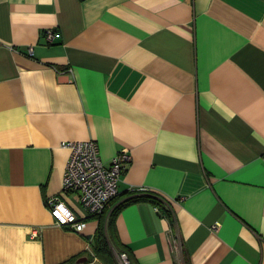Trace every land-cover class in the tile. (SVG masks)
I'll return each mask as SVG.
<instances>
[{"label":"crops","instance_id":"obj_1","mask_svg":"<svg viewBox=\"0 0 264 264\" xmlns=\"http://www.w3.org/2000/svg\"><path fill=\"white\" fill-rule=\"evenodd\" d=\"M88 139L162 202L116 216L135 264H264V0H0V264L93 255L47 206Z\"/></svg>","mask_w":264,"mask_h":264},{"label":"built area","instance_id":"obj_2","mask_svg":"<svg viewBox=\"0 0 264 264\" xmlns=\"http://www.w3.org/2000/svg\"><path fill=\"white\" fill-rule=\"evenodd\" d=\"M57 35L53 30L46 31V37L50 41ZM30 54H33V49ZM64 146L70 149V155L63 177L62 193L49 197L47 206L59 225L82 232L87 227L85 216H79L66 203L63 195L74 192L88 215L102 214L108 203L119 194L122 173L131 156L127 148L121 149L111 163L106 165L94 139L69 141L65 142ZM119 259L124 264H130L126 253H121Z\"/></svg>","mask_w":264,"mask_h":264},{"label":"trees","instance_id":"obj_3","mask_svg":"<svg viewBox=\"0 0 264 264\" xmlns=\"http://www.w3.org/2000/svg\"><path fill=\"white\" fill-rule=\"evenodd\" d=\"M138 201H150L153 204L163 206L159 197L155 194L138 189L130 190L122 195L118 194L108 203L105 211L98 215L99 224L92 242L93 255L84 261L86 264L94 262L95 259H98L102 264H119V256L121 253L127 254L130 264H135L132 255L118 237L115 219L125 206ZM166 212L170 223L173 225V215L168 210ZM72 264H76V261H72Z\"/></svg>","mask_w":264,"mask_h":264},{"label":"rangeland","instance_id":"obj_4","mask_svg":"<svg viewBox=\"0 0 264 264\" xmlns=\"http://www.w3.org/2000/svg\"><path fill=\"white\" fill-rule=\"evenodd\" d=\"M98 263V264H100L99 262H97V261H94V262H92V263ZM91 262L90 263H88V264H92ZM119 264H124L123 262H121V260L119 259Z\"/></svg>","mask_w":264,"mask_h":264}]
</instances>
